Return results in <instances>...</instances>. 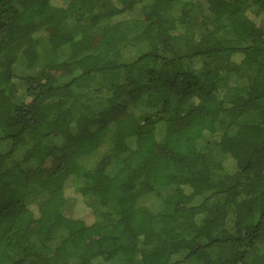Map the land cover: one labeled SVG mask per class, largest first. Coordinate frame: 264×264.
<instances>
[{"label": "trees", "instance_id": "16d2710c", "mask_svg": "<svg viewBox=\"0 0 264 264\" xmlns=\"http://www.w3.org/2000/svg\"><path fill=\"white\" fill-rule=\"evenodd\" d=\"M0 264H264V0H0Z\"/></svg>", "mask_w": 264, "mask_h": 264}, {"label": "rangeland", "instance_id": "374dc122", "mask_svg": "<svg viewBox=\"0 0 264 264\" xmlns=\"http://www.w3.org/2000/svg\"><path fill=\"white\" fill-rule=\"evenodd\" d=\"M56 2L60 5V6H65L66 4V0H56ZM174 9H176V6H174ZM192 18L193 20L198 24V27H199V32L201 34H203L207 29H209V26L208 24L204 21V19L200 16V11H199V8L196 7L193 12H192ZM73 22L72 21H68V26L71 25ZM34 70L35 69H32V70H28V69H23L22 67H17L16 69V72L15 74L17 76H19L20 78H24L25 76L27 75H30V74H33L34 73ZM20 87L22 86V84H20ZM234 129H231L230 130V133H233ZM198 148L201 149L202 151L204 150L205 148V145H204V142H198ZM216 155V158L221 160L223 157L221 154H219L218 152L215 153ZM78 182L74 179H68L64 186L65 188L68 189L69 192H72L71 191V188L72 186L76 185ZM69 198L71 199H68L64 206H63V209H62V212H63V215L68 217L71 213V208H72V205L74 203V195H70L69 194ZM44 199V196H38V197H29L26 199V202L31 204L33 207H37L40 202ZM158 200L156 197H154L153 195H145L143 197H141L139 200H138V205L140 206H146L148 207L151 211H156L157 208H158Z\"/></svg>", "mask_w": 264, "mask_h": 264}]
</instances>
